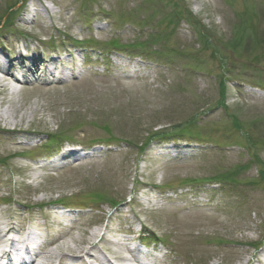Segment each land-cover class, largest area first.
I'll return each instance as SVG.
<instances>
[{
	"label": "rangeland",
	"instance_id": "obj_1",
	"mask_svg": "<svg viewBox=\"0 0 264 264\" xmlns=\"http://www.w3.org/2000/svg\"><path fill=\"white\" fill-rule=\"evenodd\" d=\"M0 23V56L32 60L0 81V230L29 220L53 264H131L144 232L168 264H264V0H0Z\"/></svg>",
	"mask_w": 264,
	"mask_h": 264
},
{
	"label": "bare ground",
	"instance_id": "obj_2",
	"mask_svg": "<svg viewBox=\"0 0 264 264\" xmlns=\"http://www.w3.org/2000/svg\"><path fill=\"white\" fill-rule=\"evenodd\" d=\"M29 60H30V58L28 56H21L20 58L13 59L11 61H12L13 64H17V65L19 64L20 65V64H25V62H27ZM2 76H3L2 79H9L10 78V76L6 72ZM0 81H1V79H0ZM79 250L80 251H77L76 252V253H78L77 258L80 256L81 259H82L83 256H81V255L85 252V249L84 248H81ZM55 254H56V251H53V250H50L49 252H47L45 254V257L48 259V261L46 262V264H52V261H51L50 257H52ZM88 254H90V253H88Z\"/></svg>",
	"mask_w": 264,
	"mask_h": 264
}]
</instances>
